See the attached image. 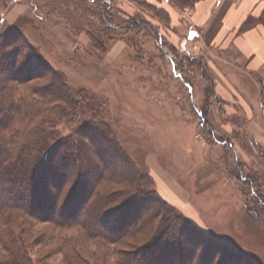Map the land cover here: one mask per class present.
Instances as JSON below:
<instances>
[{"label": "rangeland", "instance_id": "obj_1", "mask_svg": "<svg viewBox=\"0 0 264 264\" xmlns=\"http://www.w3.org/2000/svg\"><path fill=\"white\" fill-rule=\"evenodd\" d=\"M149 5L147 0H0V37L11 29L24 37L23 43L7 47L21 52L18 63L38 57L65 75L67 92L92 94L106 102L107 113L105 118L93 117L92 111L70 109L59 99L35 93L49 83L45 77L22 85L14 82L16 97L27 104L32 126L57 132L56 142L64 137L88 145L83 126L107 123L126 155L152 177V190L158 192L161 174H166L199 214V222L189 218L202 238L195 261L264 264V145L256 141L244 115L228 116L230 123L240 124L238 132L230 133L219 110L222 103L210 112L214 76L208 59L172 46L166 38L169 21ZM18 7L19 17L8 20L9 11ZM63 109L66 119L58 120ZM48 115L54 124L42 123ZM63 151L59 147L55 154ZM110 160V167L122 164ZM106 181L99 190L120 196L111 205L118 206L126 198L118 194L129 183L123 174ZM127 218L123 225L135 215ZM25 236L35 244L31 255L36 264H66L59 245L78 233L38 221ZM76 240L88 258L95 251L98 257L108 252L113 261V249L130 248L113 245L106 250ZM3 256L0 246V264Z\"/></svg>", "mask_w": 264, "mask_h": 264}, {"label": "trees", "instance_id": "obj_2", "mask_svg": "<svg viewBox=\"0 0 264 264\" xmlns=\"http://www.w3.org/2000/svg\"><path fill=\"white\" fill-rule=\"evenodd\" d=\"M172 1L185 10L200 0ZM159 12L169 21L167 13ZM258 21L264 25V12ZM255 22L251 19L246 27ZM0 41V246L4 252L1 263L36 264L31 255L34 242L25 236V231L39 221L61 231L74 229L78 239L97 243L106 250L113 245L130 247L113 249L115 257L110 261L108 252L98 257L95 251L92 258L84 257L77 238L64 239L59 246L65 251L66 264H205L194 259L195 247L202 240L195 227L151 189L152 177L141 172L126 155L107 123L83 126L81 131L90 138L88 145L64 137L56 142L59 135L55 130L44 125L34 127L27 120L24 107L28 106L16 97L13 83L22 85L45 77L49 83L35 93L50 97L51 101L59 99L70 109L92 111L93 117L105 118L106 102L89 93L76 92L75 96L67 92L65 75L38 57L19 64L21 52L7 50L14 43L24 42L18 30L2 34ZM60 114L58 120L66 119L64 109ZM53 121L48 115L42 123L54 124ZM59 147L64 151L55 154ZM110 159L122 164L110 167ZM119 174L129 185L118 194L126 197L124 201L112 207L120 196L102 193L99 187ZM131 214L135 218L123 225ZM158 217L161 220L156 223ZM211 244L220 247L219 243ZM205 252L209 254V250ZM224 261L221 264H226Z\"/></svg>", "mask_w": 264, "mask_h": 264}, {"label": "crops", "instance_id": "obj_3", "mask_svg": "<svg viewBox=\"0 0 264 264\" xmlns=\"http://www.w3.org/2000/svg\"><path fill=\"white\" fill-rule=\"evenodd\" d=\"M147 1L169 15L170 35L166 38L172 46L208 59L214 76L210 112L222 103L223 109L219 110L224 111L230 133L237 131L240 124L230 123L228 116L237 112L244 115L256 141L264 145V25L258 21L264 12V0H200L192 8L190 18L184 14L186 9L172 0ZM21 13L19 7L10 10L8 20L17 19ZM251 19L256 22L246 27ZM158 192L188 219L200 221L195 207L181 191L175 190L164 173Z\"/></svg>", "mask_w": 264, "mask_h": 264}, {"label": "built area", "instance_id": "obj_4", "mask_svg": "<svg viewBox=\"0 0 264 264\" xmlns=\"http://www.w3.org/2000/svg\"><path fill=\"white\" fill-rule=\"evenodd\" d=\"M184 14L186 17L190 18L192 15H193V9L192 8H187L185 11H184Z\"/></svg>", "mask_w": 264, "mask_h": 264}]
</instances>
